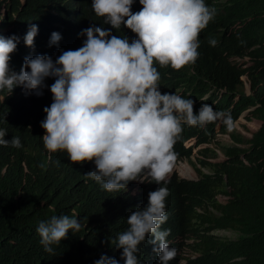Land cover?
Here are the masks:
<instances>
[{
  "label": "clouds",
  "instance_id": "obj_1",
  "mask_svg": "<svg viewBox=\"0 0 264 264\" xmlns=\"http://www.w3.org/2000/svg\"><path fill=\"white\" fill-rule=\"evenodd\" d=\"M228 2L139 0L133 12L134 0H92L104 24L136 39L93 24L81 47L26 57L19 72L9 69L19 37L0 36V103L41 120L48 155L77 175L75 205L91 206L86 223L75 206L39 222L46 252L84 226L93 235L96 222L112 234L111 257L95 264H264L242 231L245 197L264 182V33L242 34L240 22L255 23L233 22V8L220 22ZM37 33L31 24L27 46ZM60 40L51 34L50 44ZM156 64L186 70L189 88L162 94ZM6 134L0 145L22 147Z\"/></svg>",
  "mask_w": 264,
  "mask_h": 264
},
{
  "label": "trees",
  "instance_id": "obj_2",
  "mask_svg": "<svg viewBox=\"0 0 264 264\" xmlns=\"http://www.w3.org/2000/svg\"><path fill=\"white\" fill-rule=\"evenodd\" d=\"M228 1L223 6L220 22L225 23L229 10L233 8V22L244 16L255 23L240 22L242 34L252 37L264 33V0ZM3 4L5 13H0V36L19 37L17 49L10 54L11 71L19 72L26 57L45 55L55 60L62 51L81 47L86 39L81 36L82 30L93 24L111 29L113 35L127 37L130 41L136 39V35L124 26L117 31L104 24L103 18L95 15L92 0H0V8ZM141 8L139 0H134L132 11ZM31 24L38 26L33 47L24 42ZM53 32L61 35L56 44H50ZM155 66L160 72L158 85L162 94L166 90L173 91V87L189 88L191 79L186 70L174 72L171 66ZM181 96L190 98L186 97V90ZM218 97L213 94L210 101ZM6 102L8 107L4 108L1 103ZM6 102L0 103V129L6 130V140L19 137L22 147L0 145V165L10 164L0 171V264H95L102 254L111 257L106 244L112 233H107V226L96 222L88 225L93 235H86L84 226L74 234L69 232L72 237L69 240L53 245V253L44 250L36 230L40 221L49 220L54 215H68L67 211L75 206L86 223L91 206L84 209L82 205H75L72 187L77 175L69 168L64 156L58 154L55 162V154L48 155L41 139L45 134L41 120L17 118L14 110L9 109L11 100ZM205 130H211V126ZM245 200L248 205L245 219L249 222L242 225V231L247 234L245 237L249 243L258 245L257 255L264 256V182L257 184ZM115 202V206L122 204L119 198ZM240 249L243 250L242 242Z\"/></svg>",
  "mask_w": 264,
  "mask_h": 264
}]
</instances>
